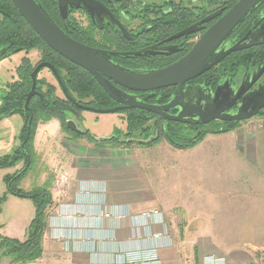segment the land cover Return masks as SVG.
<instances>
[{
  "label": "crops",
  "instance_id": "0c3cea01",
  "mask_svg": "<svg viewBox=\"0 0 264 264\" xmlns=\"http://www.w3.org/2000/svg\"><path fill=\"white\" fill-rule=\"evenodd\" d=\"M20 127L18 116L0 122V155L9 150ZM109 130L101 129V135ZM33 145L41 168L39 187L50 190L61 171L70 181L65 197L52 196L54 209L47 218L41 258L26 264H120L130 254L153 249L160 264H208L210 259L218 264L252 263L242 251L227 256L211 252V246L240 243L224 233L235 229V209L227 217L223 211L217 222L209 216L216 210L208 207L207 182L227 174L238 181L229 197L253 199V206L264 204V115L230 132L207 134L184 150L167 141L110 145L74 138L61 131L56 119L38 124ZM197 148L202 152L194 151ZM5 172L0 170L1 182ZM244 187L245 193H239ZM3 191L0 186V195ZM13 197L2 204L1 214ZM147 212L153 215L144 224L141 214ZM18 219L0 225L7 227ZM23 239L24 235L19 240Z\"/></svg>",
  "mask_w": 264,
  "mask_h": 264
},
{
  "label": "flooded vegetation",
  "instance_id": "af4514ba",
  "mask_svg": "<svg viewBox=\"0 0 264 264\" xmlns=\"http://www.w3.org/2000/svg\"><path fill=\"white\" fill-rule=\"evenodd\" d=\"M32 1L72 40L96 51L97 55L111 68L132 74H147L181 59L190 50L194 41L227 10V4L233 5L236 2V0H200L193 5L192 0H61L64 4L63 12H61L59 0ZM219 10L222 12L216 18L198 24L191 33L178 36L188 27ZM251 17L249 27L244 31L245 25L240 24L241 29L235 37L236 41L224 50L244 36H247L248 41L264 40V6L256 9ZM17 20H23L30 29L21 25L28 35L25 42L16 39L17 42L11 39L0 40V62L13 61L17 58L16 64L10 70L11 80L6 82L2 88L0 107L4 98L11 96L12 85L21 86L22 81H25L26 91L23 92V104L20 107L25 115L30 109V102L38 99L42 101L43 106L54 110V115L50 120L56 119L60 125L62 121L65 127L67 120L75 122L77 129H80L79 134L67 127L66 131L62 130L63 133L74 138L87 137L88 140L94 142L96 138H104V143L110 145H124L129 141L143 143L155 140L156 142L163 138L165 141L171 140L175 144L184 145L196 140L205 131L216 128L218 124L229 123L227 118L237 114L244 96L255 92L264 84V72H262L261 76L250 86L251 82L257 78V66H254L251 59L243 69L236 73L225 72L224 74L222 71H216L209 74L208 72L215 69L223 58L208 70L184 83L183 92L185 93H183L181 102L178 106L164 111L169 116L168 118L138 107L128 109L125 106L132 103L160 108L173 99L177 87L143 92L126 89L112 79L104 77L116 94L117 99L112 98L91 74L80 67L77 69L76 65L75 68L74 64L50 49L21 16L12 0H0V24L6 21L17 24ZM247 40L241 44L246 43ZM260 45L264 44L252 45L247 49ZM220 50L224 51L221 49V44L205 63L213 61L218 54L222 53ZM39 65L43 66L35 73L33 82L32 73ZM45 69L54 84L49 83L46 77H38V74ZM83 78L92 85L99 86L102 92H99L98 88V91L85 92L80 86ZM33 83V95L27 100ZM216 92L217 100L214 99ZM166 93H169V98L163 101L162 98ZM53 102L65 104L70 110H59ZM81 105L94 110L117 109L116 112L109 113L115 114L116 117L100 119L94 110L80 109ZM218 105L227 108L220 112V118L207 123L201 122L207 119L205 118L207 116L201 119L198 114L193 113V109L200 110L201 108L206 114ZM188 106H192V113L183 117V122H175L171 119L177 116L181 109ZM263 111L264 108L258 114ZM13 116L19 117L21 127L14 136L7 153L0 156V158L7 156L4 164L6 166L0 164V170H6L2 176L5 193L8 183L11 185L15 182L18 175L19 180L24 178L25 160H28L27 152L21 148L26 140L22 137V129L26 124L29 128L31 123L26 121V117L24 118L21 112L8 116L0 114V122ZM101 121L106 123H101ZM39 123L40 120L36 128ZM96 124L102 125L100 129L107 127L110 130L96 137L91 132L92 126ZM198 132H201L200 135L194 138ZM17 149L20 152L18 155Z\"/></svg>",
  "mask_w": 264,
  "mask_h": 264
},
{
  "label": "water",
  "instance_id": "95a60500",
  "mask_svg": "<svg viewBox=\"0 0 264 264\" xmlns=\"http://www.w3.org/2000/svg\"><path fill=\"white\" fill-rule=\"evenodd\" d=\"M15 7L25 19L28 25L33 29V31L45 42L50 49L62 56L67 61L73 63L76 66L83 68L86 72L91 74L98 84L103 88V90L112 98H116L110 84L106 81L104 77H108L116 82L121 87L129 90L136 91H152L166 87H177L176 94L170 103L162 108H153L152 106L147 107V105L132 103L126 105L125 108H142L147 111L153 112L157 115H162L166 118L164 111L176 107L182 100L183 97V85L192 78L198 76L202 72L208 70L223 58L229 54L247 49L252 45L264 44V40H252L248 41L247 37L242 38L234 45L224 50L219 54L213 61L205 63L207 58L218 48V46L224 41L228 36L230 31L237 25V23L259 2L262 0H236V2L227 9L222 15V10L216 11L210 14L208 17L204 18L202 21L188 27L186 30L178 34V36H183L185 34L191 33L195 30V27L202 22H209L210 20L219 16L216 21L207 28L200 37L194 41L190 50L178 61L168 65L164 68L158 69L156 71L147 74H132L130 72L121 71L119 69L111 68L108 66L96 53V51L88 48L68 37L64 32H62L58 27H56L52 21L41 11V9L32 0H12ZM60 1L59 9L63 12L64 4ZM247 40L246 43L241 44L243 41ZM43 65H39L32 73L33 82L35 80V73ZM264 72V66H258L257 78L253 80L252 84L260 77ZM32 91L29 93L27 100L33 95L34 83L32 86ZM248 89V88H247ZM218 92V91H217ZM215 93V98L217 96ZM120 102H123L119 99ZM28 102V101H27ZM216 102V101H215ZM214 102V103H215ZM59 110H70L68 106L60 102H53ZM83 110H94L86 106H79ZM227 107L216 106L212 110H209L206 114L202 109H193L194 114H198L201 119L203 116H207L201 122L207 123L215 118H220L219 114ZM264 108V84L260 86L255 92L247 94L244 96L241 105L235 116L227 118L229 122L242 121L246 119H251L256 116ZM117 109H99L94 110L96 113L109 114L116 112ZM192 110V106L185 107L181 116H188ZM202 111V112H201ZM66 127L75 133H80V129H77L76 124L73 120H67ZM200 132L196 134L199 135ZM96 141H105L104 138H96ZM132 144H148L150 142L134 141L130 142Z\"/></svg>",
  "mask_w": 264,
  "mask_h": 264
},
{
  "label": "rangeland",
  "instance_id": "374dc122",
  "mask_svg": "<svg viewBox=\"0 0 264 264\" xmlns=\"http://www.w3.org/2000/svg\"><path fill=\"white\" fill-rule=\"evenodd\" d=\"M198 1H200V0H192V4L194 5ZM223 1H226V0H223ZM200 3L202 4V2H200ZM244 37H247V36H244ZM225 48H226V45L223 48L221 47V49H223V50ZM221 52L222 51L220 50V53ZM36 60H37V58H36ZM16 62H17V58L13 61L12 60H5V61L0 62V94L3 93L2 88H4L6 82L11 80V77H9L10 73H11L10 70H11V68H13V66L16 64ZM260 67H263V66H260ZM81 69L84 70L83 68H81ZM257 71H258V67H257ZM38 77H46L47 80L49 81V83L54 84L53 79L51 78L50 74H48L46 69L43 70L41 73H39ZM168 88H171V87H168ZM184 93H185V91H184ZM168 104H166V105H168ZM166 105H164V106H166ZM162 107H160V108H162ZM183 109L180 110V112L178 113L177 116L172 117L171 119L175 120V122H183L184 120H182V118L186 117V116H181V112ZM86 113H89V112H86ZM164 114L166 116H168L166 113H164ZM96 116H98L100 119H103V118L114 119L116 117L115 114L113 115V114H102V113H98V115H96ZM158 116H162V115H158ZM257 116H263V115L257 114L254 117H257ZM162 117H164V116H162ZM164 118H166V117H164ZM246 120H248V119H246ZM243 121H245V120L236 121V122H229V123H236L235 124V126H236L237 124H240ZM101 123H106V122L101 121ZM229 123L218 124V125H216V128H212L211 130L205 131L204 134H202V135L199 134L200 136L197 135V137L199 136V137L203 138L207 134H213L214 135V134H216V133H214L215 131H218V130L225 128L226 126H228ZM60 127H61V125H60ZM101 127H102L101 124H96V125L92 126L91 132L93 134H95L94 136H96V137L102 136L101 135L102 132L100 131ZM14 130L17 131V129H14ZM61 131H62V127H61ZM221 134H223V133H221ZM195 136H194V138H196ZM44 138H45V133L42 136V140ZM154 141H152L148 144H143L142 146H152V145H155L159 142H163L165 140L163 138H160L159 140H156V142H154ZM170 141L171 140H167V142L170 144V146H172ZM33 142H34V139H33ZM99 142H104V141H99ZM130 144H132V143H126L124 145H130ZM33 149H34V145H33ZM194 151L202 152V149L197 148ZM2 155H5V153H3ZM48 157L52 158L53 155L51 153H49ZM27 167H28V169H27ZM40 171H41V168L38 164V159L35 155V157H33V159H32V162L30 164L27 163V165H26L24 178L22 180L18 181L19 188L22 189L20 186L22 181H23L22 182L23 186L25 188V190L24 189H22V190H24V191H32L36 188H39ZM60 173H66V175L68 176V182L62 190H55L54 183H55V180L57 179V177ZM221 175H225V176H220L216 180L210 179V181L207 182L208 190H209L208 192L210 193V196L208 198V207L210 209L216 210V214L209 215V216L214 218L213 222H217V219H219L222 216L223 211H225L224 216L227 217L229 215L228 213L232 214L233 209H235L236 214L233 215V221H232V223L235 225V229L224 230V233L226 234L225 237L227 239L234 241L235 243L238 242L240 244L211 246L210 247L211 252H215V254H219V255L224 254L225 256H227V255H230V254L235 253L237 251H242L245 257L252 259V263H247V264H264V208L262 210H260V208H259V207H261V205L264 206V204L260 203L261 205H257L259 203L258 202L256 204V206H253V204H251V205L249 204L250 200H253V199H249V198L238 199V198L229 197V195L233 194L234 189H235L234 186L237 185L238 181L233 179L231 176H226L227 174L222 173ZM69 181H70V176L67 172H65V171L59 172L53 180V184H52L51 189L49 190V188H48V190L51 194V199H52V196H54V195L56 196L55 197L56 199L57 198L61 199V198L65 197L67 194L66 189H67ZM242 184H243V182H242ZM0 186L1 187L3 186L1 181H0ZM40 187H47V186L43 185ZM4 193L5 192H3L0 195V197L3 196ZM239 193H241V194L245 193V187L241 188ZM220 194H224L226 197H221ZM8 196H9V194L6 196V199ZM10 196L13 197V195H11V194H10ZM13 198H14L13 201H11L9 204H7L4 207L2 214L0 212V223L7 222L8 220L16 218V217L19 219L14 221L10 225H7V227L6 226L0 227V236H5V237L9 236V238H13V239L15 238V239L19 240L23 237V235L25 238L27 228H28V223L34 217L35 210H34V204L31 201V199L18 198L16 196H14ZM6 199L0 204V211H1L2 204L6 201ZM238 202H241V203H238ZM53 204H54V200H52V206L50 207V210L48 211L49 212L48 216H49V214H51V211H53V209H54ZM238 204H240V206H238ZM254 207H257V208L254 209ZM237 209H239V212L237 211ZM147 213H151L153 215L152 212H147ZM104 214H108V213H104ZM104 214H103V216H104ZM48 216H47V218H48ZM141 217L144 220V224H146V222L149 221L148 219L143 217L142 214H141ZM47 218H46V226H47ZM45 230H46V228H45ZM212 232H215V231L211 230L210 233H212ZM43 236H44V234H43ZM42 239H43V237H42ZM41 245H42V242H41ZM151 251H155V253L157 255V252L155 249L151 250ZM157 258H158V255H157ZM0 264H11L10 259L7 257L6 258L1 257L0 258ZM14 264H21V263H14ZM35 264H44V263L38 262ZM158 264H160L159 260H158ZM219 264H221V263H219Z\"/></svg>",
  "mask_w": 264,
  "mask_h": 264
},
{
  "label": "trees",
  "instance_id": "16d2710c",
  "mask_svg": "<svg viewBox=\"0 0 264 264\" xmlns=\"http://www.w3.org/2000/svg\"><path fill=\"white\" fill-rule=\"evenodd\" d=\"M232 4H227V9L231 7ZM264 6V0L259 2L257 5H255L238 23L237 26H235L230 33L227 36V40L221 44V47L223 48L225 45L226 47L234 41H236L235 37L237 36L239 30L241 29L240 24L245 25L244 31L249 27L251 23V16L255 12V10L259 9L260 7ZM25 25L28 29H30L27 24L22 20H17V24H11L10 22H2L0 24V40H17L25 42V40L28 38V35L25 31V29L21 26ZM243 31V33H244ZM242 35V34H241ZM15 40V41H16ZM16 41V42H17ZM249 59L253 60L254 66H264V45L257 46L253 49H247L243 51H237L234 53H231L229 56L225 57L217 66L215 69L211 70V72H208L209 74L215 73L216 71H222L224 72H233L236 73L238 70L243 69L247 62H249ZM75 66V65H74ZM76 68V66H75ZM79 67H77L78 69ZM80 81V80H79ZM80 86L82 89L88 93L92 91H98L102 92L99 86L92 85L91 83L87 82L86 79H81ZM98 88V89H97ZM11 96L4 98L3 103L0 107V114L3 115H11L16 112H21L24 118L26 117V121H29L30 127L27 128V124L22 129V137H25V143L23 147H21L23 150L27 152V159L25 160V164L31 163L33 157H35L34 149H33V139L36 132V125L39 122H47L50 120L51 117L54 115V110L52 108H47L43 106L41 103L42 101L34 100L30 102V109H28V113L25 115V112H23L20 107L23 104V92L26 91L25 81H22L21 86H18L17 84H13L11 89ZM170 93V92H169ZM169 93H166L164 97L162 98L163 101H166L169 98ZM259 115H264V111L261 112ZM173 124V123H171ZM236 123H229L228 126L225 128L215 131L216 134L226 133L233 129ZM173 126V125H172ZM61 127L63 131H66V127L64 126L63 122L61 121ZM175 129V127H174ZM29 132V134H27ZM202 137H199L198 139L194 141H189L188 143L184 145H178L175 144L173 141H170L171 145L180 150L188 149L196 145V143L201 139ZM19 149H17V155L19 154ZM7 157V156H6ZM6 157L0 158V164L1 166L4 165L6 162ZM30 157V158H29ZM16 159H19V157H16ZM29 166V165H28ZM28 169V167H27ZM20 177L16 178L15 182H13L11 185L8 183V179H6V182L8 183V186H6V193H4L3 196L0 197V204L6 199V196L9 194L16 196L18 198H27L31 199V201L34 204V210L35 214L34 217L31 219L26 236L23 240L13 239L5 236H0V258H9L10 263H31L39 259L42 255V237L46 228V218L48 216V211L50 210V207L52 206V199L51 194L47 187H39L32 191H24L19 188V181ZM1 227V225H0Z\"/></svg>",
  "mask_w": 264,
  "mask_h": 264
},
{
  "label": "built area",
  "instance_id": "2783aa9c",
  "mask_svg": "<svg viewBox=\"0 0 264 264\" xmlns=\"http://www.w3.org/2000/svg\"><path fill=\"white\" fill-rule=\"evenodd\" d=\"M68 182V176L66 173H60L55 180L54 188L55 190H62ZM85 193L87 191L84 190ZM108 214H104L103 217H108ZM143 217L150 220L152 214L151 213H143ZM156 237H159L160 235H155ZM154 250V249H153ZM216 259H210L209 264H218L215 263ZM158 264V258L155 253V251H150L146 254H130L127 257H125V260L120 264Z\"/></svg>",
  "mask_w": 264,
  "mask_h": 264
}]
</instances>
